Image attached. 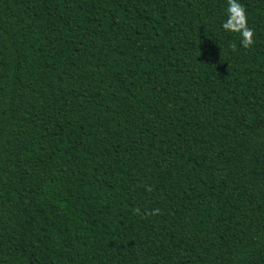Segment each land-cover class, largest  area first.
<instances>
[{
  "label": "trees",
  "instance_id": "obj_1",
  "mask_svg": "<svg viewBox=\"0 0 264 264\" xmlns=\"http://www.w3.org/2000/svg\"><path fill=\"white\" fill-rule=\"evenodd\" d=\"M239 2L248 49L226 0H0V264H264Z\"/></svg>",
  "mask_w": 264,
  "mask_h": 264
},
{
  "label": "clouds",
  "instance_id": "obj_2",
  "mask_svg": "<svg viewBox=\"0 0 264 264\" xmlns=\"http://www.w3.org/2000/svg\"><path fill=\"white\" fill-rule=\"evenodd\" d=\"M224 15L226 19L220 24V28L226 33H238L239 47L250 48L253 45L254 31L249 27L246 8L239 0H226ZM232 47L235 48L237 45Z\"/></svg>",
  "mask_w": 264,
  "mask_h": 264
}]
</instances>
